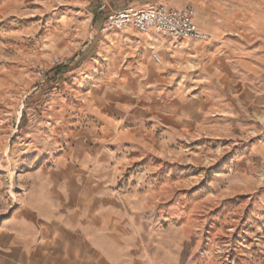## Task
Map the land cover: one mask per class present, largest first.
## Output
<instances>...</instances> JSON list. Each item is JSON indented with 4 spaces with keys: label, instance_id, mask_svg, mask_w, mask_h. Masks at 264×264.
I'll use <instances>...</instances> for the list:
<instances>
[{
    "label": "rangeland",
    "instance_id": "obj_1",
    "mask_svg": "<svg viewBox=\"0 0 264 264\" xmlns=\"http://www.w3.org/2000/svg\"><path fill=\"white\" fill-rule=\"evenodd\" d=\"M92 6L0 0V264L75 221L143 264H264V0H186L207 43Z\"/></svg>",
    "mask_w": 264,
    "mask_h": 264
},
{
    "label": "crops",
    "instance_id": "obj_2",
    "mask_svg": "<svg viewBox=\"0 0 264 264\" xmlns=\"http://www.w3.org/2000/svg\"><path fill=\"white\" fill-rule=\"evenodd\" d=\"M160 0H94L92 13L97 25L103 26L106 18L113 12L129 7L147 8L165 5ZM186 0H172L167 7L183 10ZM200 3L201 0H194ZM199 28L203 32H216L220 27L210 19H199ZM77 218L74 219V221ZM77 222L70 229L63 230L57 241V248H51L47 264H143L137 260L126 258V245H117L120 234L115 230L99 229L83 230ZM81 226V225H80ZM124 236V235H123ZM50 237L54 238V234Z\"/></svg>",
    "mask_w": 264,
    "mask_h": 264
},
{
    "label": "built area",
    "instance_id": "obj_3",
    "mask_svg": "<svg viewBox=\"0 0 264 264\" xmlns=\"http://www.w3.org/2000/svg\"><path fill=\"white\" fill-rule=\"evenodd\" d=\"M91 3L94 0H86ZM196 11L188 6L177 10L165 5L156 7H129L111 13L103 23V32H126L136 30L140 34H153L172 43L189 41L207 43L209 36L198 28ZM156 63H161V57L154 53Z\"/></svg>",
    "mask_w": 264,
    "mask_h": 264
},
{
    "label": "bare ground",
    "instance_id": "obj_4",
    "mask_svg": "<svg viewBox=\"0 0 264 264\" xmlns=\"http://www.w3.org/2000/svg\"><path fill=\"white\" fill-rule=\"evenodd\" d=\"M200 29V28H199ZM201 30V29H200ZM202 31V30H201ZM148 35V39L150 40V41H153V38H152V34L150 33V34H147ZM155 36V35H154ZM156 37V36H155Z\"/></svg>",
    "mask_w": 264,
    "mask_h": 264
}]
</instances>
